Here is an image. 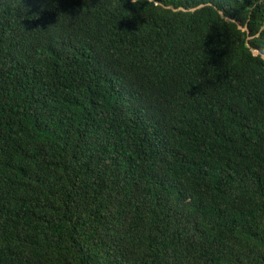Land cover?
<instances>
[{
    "label": "trees",
    "instance_id": "1",
    "mask_svg": "<svg viewBox=\"0 0 264 264\" xmlns=\"http://www.w3.org/2000/svg\"><path fill=\"white\" fill-rule=\"evenodd\" d=\"M0 264H264V0H0Z\"/></svg>",
    "mask_w": 264,
    "mask_h": 264
},
{
    "label": "clouds",
    "instance_id": "2",
    "mask_svg": "<svg viewBox=\"0 0 264 264\" xmlns=\"http://www.w3.org/2000/svg\"><path fill=\"white\" fill-rule=\"evenodd\" d=\"M132 2L134 3V0H132Z\"/></svg>",
    "mask_w": 264,
    "mask_h": 264
}]
</instances>
